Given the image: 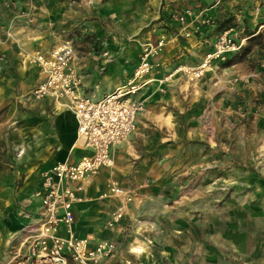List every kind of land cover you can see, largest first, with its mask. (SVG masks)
<instances>
[{"label": "rangeland", "instance_id": "obj_1", "mask_svg": "<svg viewBox=\"0 0 264 264\" xmlns=\"http://www.w3.org/2000/svg\"><path fill=\"white\" fill-rule=\"evenodd\" d=\"M49 13L59 43L79 58L99 50L121 83L147 48L153 73L166 65L164 84L137 94L134 131L96 175L108 173L94 200L99 226L78 235L91 248L112 246L101 264H264V0H0L17 28L43 29ZM176 33L180 42L201 36L199 53L164 55ZM223 35L239 49L198 78L176 73L197 68ZM32 90L20 98L23 111L40 102ZM4 123L0 149L18 125ZM12 164L0 150V177L16 188L23 176ZM113 184L131 200L110 195ZM25 240L23 231L13 237L0 264H27Z\"/></svg>", "mask_w": 264, "mask_h": 264}, {"label": "crops", "instance_id": "obj_2", "mask_svg": "<svg viewBox=\"0 0 264 264\" xmlns=\"http://www.w3.org/2000/svg\"><path fill=\"white\" fill-rule=\"evenodd\" d=\"M48 16L49 18L46 15L45 20L41 21L45 24L43 29L41 26L33 29L23 24L17 28L16 22H12L14 18L10 21L0 15V126L4 122L18 123L5 133L8 143L0 150L8 152L10 162L23 176L16 188L10 186L11 181H7L6 177H0V258L1 251L3 252L1 249L6 248L8 242L22 233L28 224L23 213H30L35 217L39 211L40 199L36 195L41 187V174L58 163L76 164L83 155L89 154V151L78 147L76 121L72 112L66 110L61 103L45 98L33 109L29 107L27 111H23L20 108L21 96L34 89L41 81L40 69L34 61L36 55L47 54L59 43L54 36L57 29L47 25L55 23L53 16L56 14L49 13ZM68 19L64 18L63 22ZM10 30L11 39L7 37ZM178 31L181 32V28ZM175 36L177 33L168 37L164 55L184 50L195 55L199 53L197 49L201 45V36L189 38L187 42H180ZM164 55L162 58H165ZM71 66L80 80V93L95 100L125 85L132 77L121 83L111 64L101 56L99 50L79 58L74 49ZM165 66L162 62L160 72H152L147 77L149 82L138 93L139 96L152 91L155 85L159 87L164 84L166 79L162 75L165 73ZM111 150L112 147L110 152ZM107 175V171L102 170L97 177L84 183L82 191L77 193L80 201L73 206V233L78 239H85L78 235L80 232L85 233L92 230V227L99 226L93 219L95 212L101 211L102 205L94 200L101 198V192L108 181ZM4 184L7 186H3ZM61 235L64 236V233L61 232Z\"/></svg>", "mask_w": 264, "mask_h": 264}, {"label": "built area", "instance_id": "obj_3", "mask_svg": "<svg viewBox=\"0 0 264 264\" xmlns=\"http://www.w3.org/2000/svg\"><path fill=\"white\" fill-rule=\"evenodd\" d=\"M224 36L197 68H190L195 78L208 69L212 61L239 49ZM155 53L153 48L145 49L132 78L98 100L83 96L79 91L80 80L71 66L72 43L63 42L47 54L36 55L34 61L40 69L41 81L32 90L33 98L39 101L49 98L71 111L77 124V145L89 154L83 155L76 164L58 163L41 174V187L36 195L40 199L39 211L35 217L23 213L29 221L23 229L27 264H101L112 254L113 248L108 244L91 248L86 239L74 236L73 206L80 201L77 193L82 191L84 183L110 163L111 147L134 131L142 109L137 94L149 82L147 77L153 72ZM109 194L123 201L131 200L128 192L114 184L109 187ZM120 217L117 211L113 220Z\"/></svg>", "mask_w": 264, "mask_h": 264}, {"label": "bare ground", "instance_id": "obj_4", "mask_svg": "<svg viewBox=\"0 0 264 264\" xmlns=\"http://www.w3.org/2000/svg\"><path fill=\"white\" fill-rule=\"evenodd\" d=\"M181 70H184L186 73H188V74H190L191 73V69H189V68H181L180 70H177V72L176 73H178L179 71H181ZM205 71H207V68L205 69ZM73 115V114H72ZM74 118V117H73ZM23 153H24V151L23 152H21V155L20 156H22L23 155Z\"/></svg>", "mask_w": 264, "mask_h": 264}]
</instances>
